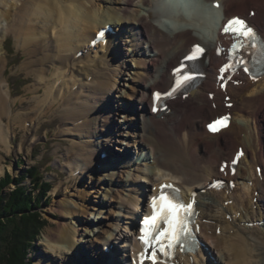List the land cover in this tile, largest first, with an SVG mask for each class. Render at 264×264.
Listing matches in <instances>:
<instances>
[{"label":"bare ground","instance_id":"bare-ground-1","mask_svg":"<svg viewBox=\"0 0 264 264\" xmlns=\"http://www.w3.org/2000/svg\"><path fill=\"white\" fill-rule=\"evenodd\" d=\"M214 2L218 3V8L212 6ZM190 3L183 6L176 0H0V146L9 148L10 132L5 120L14 125L21 119L13 116L16 106L5 76L3 42L8 34L25 48L20 68L35 78L31 100H37L38 111L41 108L45 113L59 104L62 119L69 118L72 124L84 118L71 130L84 131L86 138H96L110 130V116H91L99 107L92 106L88 100L93 97L94 101L101 102L100 106L108 107L102 101L103 94L110 93L108 73L115 68L110 65L111 60L118 55V42L120 44L126 36L122 43L128 47L125 49L130 52L129 56L136 57L132 59L137 69L124 94L131 102L136 99V104L130 102L120 109L125 121H129V124L126 122L127 133L133 145L139 143L135 152H139L140 161L135 163L136 169L133 168L137 172L136 179L153 184L149 189L146 186L143 190L134 189L133 192L139 191L137 196L131 195L125 200V209L128 204L133 207L138 204L142 214L137 217L131 211L134 215L131 231L119 236L123 238L121 246L125 253L121 261L135 263L129 250L135 247L142 250V245L135 240L142 216H151L153 197L162 191L170 196L169 189L175 188L180 189L186 204L196 203L195 219L190 216L196 239L192 236L190 240L192 246L195 243L199 246L169 264H213V260H208L212 249L217 251L219 264H264V224L260 228L264 223V72L258 77L237 72L232 79L237 80L238 85L227 82L224 93L218 77H226L221 71L226 54L225 51L217 54V47L226 50L232 43L231 37L220 35V26L233 15H241L264 33V0H190ZM107 26L110 34L103 41L97 39L99 30ZM195 45L206 49L195 58L198 72L205 76L187 98L169 102L165 109H158L154 114L152 93L168 90L175 80L174 71L182 63L189 64L187 57ZM235 59L247 68L251 66L242 62L240 49ZM44 64L49 67L45 68ZM83 91L85 96L81 98ZM41 93L43 99H39ZM209 94L214 95L212 99ZM225 96H230L231 108L225 107ZM223 112L231 114L229 127L215 135L207 133L205 124ZM34 120L27 128L23 127L27 135L31 129L36 131L37 120ZM66 132L67 129H61L58 133ZM28 140L27 136L22 145ZM107 142L77 143L84 162L75 163L70 172L87 167L93 170V164L100 165L101 159L118 167L121 162H114L116 158H110L111 153L104 151ZM239 146L244 154L236 162L233 155ZM144 151L147 154H142ZM101 153H107V157L100 158ZM224 161L228 162L225 169L221 166ZM2 169L0 161V173ZM155 171L161 174L158 181H154ZM107 176L110 184L104 181L110 186L112 176ZM217 177L226 178L234 188L231 190L226 184L224 189L214 190L210 185ZM79 195L81 197V193ZM59 204L53 209L59 210ZM78 205L73 203V206ZM65 207H71L69 201L64 200L59 210L62 216L58 228L45 234L51 257L40 258L37 264H78L81 260L75 256L68 258V254L75 255L72 238L77 232L67 221L72 212L65 213ZM78 208L83 209L80 205ZM226 214H233L234 218L227 221ZM217 230L221 232L219 236ZM109 235L112 237L113 232ZM110 253L108 248L102 250L96 256L98 262L93 264H119Z\"/></svg>","mask_w":264,"mask_h":264},{"label":"rangeland","instance_id":"rangeland-1","mask_svg":"<svg viewBox=\"0 0 264 264\" xmlns=\"http://www.w3.org/2000/svg\"><path fill=\"white\" fill-rule=\"evenodd\" d=\"M123 38L125 39L126 36ZM124 39L122 42H124ZM122 42L120 44L118 42V55L111 60L110 65H113L115 68L110 69V71L108 70L109 73L106 71L110 77V93L103 94L102 102H105L104 106L108 105V107L100 106L101 102L94 101L93 97L88 100L89 102L91 101L92 106L96 105V107H99V110L93 112L91 116L97 115L102 118L110 116L109 120L112 122L111 126H108L110 130L106 131V134H101L96 138H86L84 136L87 134L84 131L77 132L71 130L76 125H80L84 118L72 124V121L69 122V118L66 120L62 119L60 117L61 110L59 109V104L50 110H46L45 113L41 108L38 111L35 103L37 100L35 99V102L31 100L34 96L31 93V88L35 84V78L31 75L28 76L26 70L20 68L25 58L23 54L25 48L20 47V44L12 34H8L3 42L6 60L5 76L6 79L8 78V90L11 94V100L16 106L13 116L18 115L21 119L14 125L12 121L5 120V123L7 122L5 127L10 132L8 136L9 148L4 149L3 146H0V161L1 167H3L0 173V180L6 179L7 176H9V178L7 177L9 180L1 192L7 195L13 191L15 184L11 180H19L25 175H28V178L21 179L23 181L21 184L28 190L32 189L31 175H33V170H35L37 177L41 176L42 181L49 183L51 186L50 190L46 193V198L41 201L40 205L38 204V211L45 221V226L40 234L33 241H30L29 247L25 250L24 262L27 264H37L40 258L50 259L52 251L46 245L44 240L45 234L50 229H57L58 225H60L62 215L59 210L64 200L69 201V206H71L65 207V213L72 212V216H67V221L71 222L72 228L77 232L72 238L75 245V255L68 254V258L75 256L77 260L81 259L80 261H84L83 264H87L86 262L93 264L97 261V254L108 248V250H111V256H115V260L119 264H124L121 261L125 258V253L122 251L123 248L121 246L123 238L119 236L122 234L127 235L131 231L130 223L134 220L133 212L135 216L142 214L141 207L139 208L138 204L134 207L128 204L129 209H125V200L128 197L131 198V195L137 196L139 191L133 192L134 189L143 190V186L149 189L153 183L149 184L136 179L137 172L135 169L140 159L139 152H135V148L138 147L139 143L133 145V139L127 133L129 121H125L124 113L120 109L121 106L124 109L131 102L124 93L129 90L130 80L134 75L133 71L137 69L132 59L136 57L129 56L130 52L126 51L128 47ZM44 66L45 68L49 67V65L45 64ZM83 95L85 96L84 91L81 93V98H83ZM39 96V99H43L42 93ZM81 98L78 99L79 102ZM126 100L127 102L125 103ZM20 102L23 103L20 104ZM131 103L136 104V99H133ZM95 109L97 110V108ZM45 114L47 115L45 116ZM135 118L138 119L139 116L135 115ZM34 119L37 120L36 131L31 129L27 135L23 131V127L27 128L31 124V121L35 122ZM13 128L14 130L12 131ZM61 129H67V132L59 134L58 132ZM90 134L93 135V131ZM27 136L29 138L28 143L22 145ZM87 141H95L98 142L97 144L108 141L104 151L109 154L111 153L109 157L116 158L114 162H121L120 165L118 167L111 166L109 161L101 159L99 161L100 165L98 163L93 164L92 167L95 168L93 170L90 167L84 168L85 170L83 169V171L78 168V170L71 173L70 170L74 168V164H81L83 161V156L79 154L76 145L77 143H86ZM128 142H130L129 146H127ZM107 153H101L100 158L103 156V158H106ZM142 154H147V151H144ZM155 173L154 181H158V176L161 175L160 171H155ZM107 175L112 176L113 182L110 186H107L108 184L105 182H108L109 179ZM35 193H38V190ZM80 193L81 197H79ZM60 202L61 204H59ZM73 203L79 204L83 209L78 208L79 205L73 206ZM58 204L60 205L59 210L53 209ZM226 205L227 202H225L224 207ZM70 208L73 209L70 210ZM127 209L130 213H127ZM96 214H98V217ZM226 215L225 220L227 221H231L234 218L233 214ZM262 224L264 223L260 224V228H262ZM110 231L111 233L113 232L112 237L109 235ZM216 233L219 236L221 232L217 230ZM231 233L233 232L231 231ZM253 236L259 237L260 235L253 234ZM84 240L91 241L88 243L84 242ZM228 242L234 241L229 240ZM212 250L209 251L211 257L208 260H213V264H219L217 251ZM80 261L77 263L81 264Z\"/></svg>","mask_w":264,"mask_h":264},{"label":"trees","instance_id":"trees-1","mask_svg":"<svg viewBox=\"0 0 264 264\" xmlns=\"http://www.w3.org/2000/svg\"><path fill=\"white\" fill-rule=\"evenodd\" d=\"M32 172L30 190L21 184V179L28 178V175L19 180L10 179L14 181L15 189L7 195L1 190L9 176L0 180V264H27L24 262L25 250L45 226L38 209L51 186L43 182L41 176L37 177L35 170Z\"/></svg>","mask_w":264,"mask_h":264},{"label":"snow or ice","instance_id":"snow-or-ice-1","mask_svg":"<svg viewBox=\"0 0 264 264\" xmlns=\"http://www.w3.org/2000/svg\"><path fill=\"white\" fill-rule=\"evenodd\" d=\"M218 7V5H215ZM225 32L231 31L233 34H238L240 37L255 40L257 37L252 28L248 27L244 21L233 18L228 21V24L224 27ZM235 48V45H234ZM203 50L199 46H194L192 54L187 57L188 60H194L196 55ZM228 67V66H226ZM246 71L248 69H245ZM180 69L174 71V75L179 77ZM225 71V69H221ZM193 77L190 75H184L176 80V85L180 86L182 83H187ZM159 96V93L156 94ZM211 127V126H210ZM164 186H162L163 189ZM170 187V186H168ZM175 198H169L163 191L159 197H153L152 208L153 214L144 220V227L141 229L140 240L142 242V247L155 248V244L160 245L159 250L163 252L164 255H168V249H172L176 246H180L183 250L184 245L181 242L183 237H186L189 233V228L187 224V218L192 215L191 208L192 205L189 204L184 206L179 202H174ZM163 222L166 227L163 231H160L159 225ZM162 241H167V244H163ZM142 259L144 254H141ZM154 261L156 260V252L153 251L152 257Z\"/></svg>","mask_w":264,"mask_h":264}]
</instances>
